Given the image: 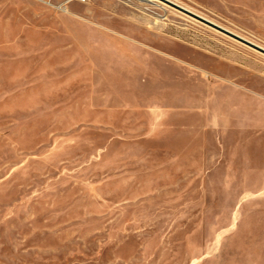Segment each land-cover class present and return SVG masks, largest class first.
Wrapping results in <instances>:
<instances>
[{
  "label": "rangeland",
  "instance_id": "374dc122",
  "mask_svg": "<svg viewBox=\"0 0 264 264\" xmlns=\"http://www.w3.org/2000/svg\"><path fill=\"white\" fill-rule=\"evenodd\" d=\"M150 1L0 0V264H264V55Z\"/></svg>",
  "mask_w": 264,
  "mask_h": 264
},
{
  "label": "crops",
  "instance_id": "0c3cea01",
  "mask_svg": "<svg viewBox=\"0 0 264 264\" xmlns=\"http://www.w3.org/2000/svg\"><path fill=\"white\" fill-rule=\"evenodd\" d=\"M245 31L264 33V0H214ZM233 5V7L227 5Z\"/></svg>",
  "mask_w": 264,
  "mask_h": 264
},
{
  "label": "water",
  "instance_id": "95a60500",
  "mask_svg": "<svg viewBox=\"0 0 264 264\" xmlns=\"http://www.w3.org/2000/svg\"><path fill=\"white\" fill-rule=\"evenodd\" d=\"M167 4H169V3H167ZM169 5H171V4H169ZM171 6L176 8V9H178V10H180V11H182V9H180L178 7H175L173 5H171ZM182 12H184V11H182ZM184 13H186V14L190 15L191 17L197 19L198 21L202 22L203 24H205L206 26L210 27L211 29H213V30H215V31H217V32H219V33H221V34H223V35H225V36H227V37L239 42L240 44H242V45H244V46H246V47H248V48H250V49H252V50H254V51H256V52H258L260 54H262V55H264V49H262V48H260V47H258L256 45H254V44H252V43H250V42H248V41H246V40H244V39H242V38H240V37L228 32V31H226V30L214 25L211 22L205 21V20H203V19H201V18H199V17H197V16H195V15H193L191 13H187V12H184Z\"/></svg>",
  "mask_w": 264,
  "mask_h": 264
},
{
  "label": "bare ground",
  "instance_id": "6f19581e",
  "mask_svg": "<svg viewBox=\"0 0 264 264\" xmlns=\"http://www.w3.org/2000/svg\"><path fill=\"white\" fill-rule=\"evenodd\" d=\"M142 1H144V0H140V1H134V2H142ZM152 2H156L155 0H151ZM150 1V2H151ZM161 1H163V2H165V3H169V2H167L166 0H161ZM169 4H171V3H169ZM171 5H173V4H171ZM173 6H175V5H173ZM175 7H177V6H175ZM178 8H180V7H178ZM180 9H182V8H180ZM182 11H184V12H187V11H185L184 9H182ZM181 11V12H182ZM183 12V13H184ZM187 13H189V12H187ZM186 14V13H185ZM188 15V14H187ZM150 27V26H149Z\"/></svg>",
  "mask_w": 264,
  "mask_h": 264
},
{
  "label": "built area",
  "instance_id": "2783aa9c",
  "mask_svg": "<svg viewBox=\"0 0 264 264\" xmlns=\"http://www.w3.org/2000/svg\"><path fill=\"white\" fill-rule=\"evenodd\" d=\"M82 2L84 1V0H81ZM133 1H140V0H133Z\"/></svg>",
  "mask_w": 264,
  "mask_h": 264
}]
</instances>
